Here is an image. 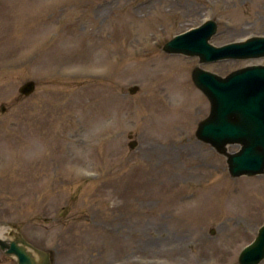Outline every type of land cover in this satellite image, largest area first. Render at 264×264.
<instances>
[{"label": "rangeland", "instance_id": "374dc122", "mask_svg": "<svg viewBox=\"0 0 264 264\" xmlns=\"http://www.w3.org/2000/svg\"><path fill=\"white\" fill-rule=\"evenodd\" d=\"M207 18L216 45L264 35V0H0L3 236L17 225L52 264H240L264 222V173L231 175L197 137L210 101L192 70L226 75L264 56L163 48ZM171 139L183 152L173 142L169 160ZM0 264L18 262L0 248Z\"/></svg>", "mask_w": 264, "mask_h": 264}, {"label": "water", "instance_id": "95a60500", "mask_svg": "<svg viewBox=\"0 0 264 264\" xmlns=\"http://www.w3.org/2000/svg\"><path fill=\"white\" fill-rule=\"evenodd\" d=\"M216 31L217 23L210 19L174 37L164 48L169 52L199 55L201 62L264 55V35L217 46L209 41ZM192 77L211 104L209 115L199 122L197 136L228 156L229 170L233 176L263 173L264 64L247 65L225 76L196 66ZM35 87V81L29 80L20 87V91L28 95ZM138 89V85L130 87L133 93ZM228 143H238L240 149L229 152L226 147ZM136 144V140L130 142L131 146ZM9 236L6 238L0 235V247L6 253L16 256L18 264H52L51 250L35 246L16 225L12 226ZM262 259L264 225L256 240L245 247L239 256L241 264H258Z\"/></svg>", "mask_w": 264, "mask_h": 264}, {"label": "bare ground", "instance_id": "6f19581e", "mask_svg": "<svg viewBox=\"0 0 264 264\" xmlns=\"http://www.w3.org/2000/svg\"><path fill=\"white\" fill-rule=\"evenodd\" d=\"M186 83L184 82V84H183V82H180V84H179V86H180V90L181 91H186L187 89H186V87L184 86ZM199 110L201 111V107L198 105V106H196L195 108H194V113H197V112H199ZM193 113V114H194ZM172 141V142H171ZM171 141L169 142V144H168V147H166L165 148V152H167V153H165V158H168L169 160L171 159V158H175V155H176V153L172 150V146H171V144L174 142V145L175 144H177L178 143V147H173V149H177L178 151H179V154H181L182 152H183V145H182V141L183 140H172L171 139ZM189 142H188V144H187V148H188V150L191 152V151H193V150H195V149H198L199 147H198V143L197 142H194V143H192V144H190V141L191 140H188ZM173 145V146H174ZM190 176H192V175H190ZM1 231H2V229H0V235L2 234L1 233Z\"/></svg>", "mask_w": 264, "mask_h": 264}]
</instances>
